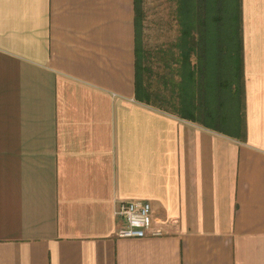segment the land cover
Wrapping results in <instances>:
<instances>
[{
	"label": "crops",
	"instance_id": "0c3cea01",
	"mask_svg": "<svg viewBox=\"0 0 264 264\" xmlns=\"http://www.w3.org/2000/svg\"><path fill=\"white\" fill-rule=\"evenodd\" d=\"M241 1L242 104L216 129L206 96L179 110L195 47L157 81L144 28L137 72V0H0V264H264V0ZM131 198L164 235L117 234Z\"/></svg>",
	"mask_w": 264,
	"mask_h": 264
},
{
	"label": "trees",
	"instance_id": "16d2710c",
	"mask_svg": "<svg viewBox=\"0 0 264 264\" xmlns=\"http://www.w3.org/2000/svg\"><path fill=\"white\" fill-rule=\"evenodd\" d=\"M137 0L136 5V53L140 51V65L137 72L140 74L143 48L141 33L143 29V11ZM175 18L179 25L177 42L180 46L196 48L198 60L195 79L191 87L181 83L178 95L183 100L179 110L181 115L188 113V99L195 95L198 100L204 98L211 102V120L213 128H220L221 106L227 107L228 113L241 109V81H242V1L241 0H175ZM227 27L229 32L223 33ZM226 29V28H225ZM182 61V58H181ZM138 74V75H139ZM215 78V79H214ZM170 89L172 93V82ZM136 92L141 93V83L135 82ZM168 86V84H167ZM193 86L195 91L193 93ZM220 89L218 91V87ZM176 108L178 105L173 103ZM239 112V111H238ZM209 113H207V116ZM209 119V118H208ZM207 119V120H208Z\"/></svg>",
	"mask_w": 264,
	"mask_h": 264
},
{
	"label": "rangeland",
	"instance_id": "374dc122",
	"mask_svg": "<svg viewBox=\"0 0 264 264\" xmlns=\"http://www.w3.org/2000/svg\"><path fill=\"white\" fill-rule=\"evenodd\" d=\"M175 3V0H144V3L142 4L144 6H141L143 11L142 18L144 22L143 29L145 28V31H147L145 34L147 42L145 47H148L149 49L147 51L144 48L148 53L143 56V65L150 66L151 69L156 70L154 79L157 81H162L164 77L170 76L171 70L168 68L172 67L174 56L176 57L177 55V49L175 48L176 44H173L177 41L176 38L179 34V25L176 21V18L174 17L176 10ZM225 28H223V33H225V31L229 32L228 28ZM155 48L160 49L161 55H163V52L165 53L164 66L162 61L156 64V57L154 55L157 54L155 53ZM152 50L154 53H151ZM173 52L174 56H172ZM157 73L164 74V76L157 78ZM143 74L145 77H147L148 70H145ZM219 89L220 86L218 87V91ZM175 101H177V98H173L171 101H166V104H159L167 108V110H171V107H173L172 105Z\"/></svg>",
	"mask_w": 264,
	"mask_h": 264
},
{
	"label": "built area",
	"instance_id": "2783aa9c",
	"mask_svg": "<svg viewBox=\"0 0 264 264\" xmlns=\"http://www.w3.org/2000/svg\"><path fill=\"white\" fill-rule=\"evenodd\" d=\"M152 212L150 201L140 198L121 199L118 201L115 215L123 224L118 227L117 234L123 237L164 235V228L157 224Z\"/></svg>",
	"mask_w": 264,
	"mask_h": 264
}]
</instances>
